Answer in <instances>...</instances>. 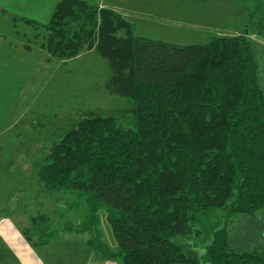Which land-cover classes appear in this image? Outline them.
<instances>
[{
  "label": "trees",
  "instance_id": "1",
  "mask_svg": "<svg viewBox=\"0 0 264 264\" xmlns=\"http://www.w3.org/2000/svg\"><path fill=\"white\" fill-rule=\"evenodd\" d=\"M251 1L240 0L248 12ZM43 27L50 59L93 49L110 66L105 90L132 106L84 112L44 147L34 161L38 185L70 192L71 207L82 203L85 212L59 230L46 215L31 217L21 230L26 241L45 246L63 233L87 234L103 261L199 264L180 240L198 217L221 210L207 263L264 264V249L235 251L229 242L234 216L264 210V92L248 36L189 45L139 37L133 22L92 0H60ZM101 212L115 249L103 240Z\"/></svg>",
  "mask_w": 264,
  "mask_h": 264
},
{
  "label": "rangeland",
  "instance_id": "2",
  "mask_svg": "<svg viewBox=\"0 0 264 264\" xmlns=\"http://www.w3.org/2000/svg\"><path fill=\"white\" fill-rule=\"evenodd\" d=\"M57 1L0 0V217L9 218L21 230L36 215L50 217L56 230L68 222L74 227L80 224L84 205L71 207L70 192H45L37 183L34 161L84 112L116 115L132 106L129 98L105 90L110 66L93 49L83 48L74 58L50 59L42 45L46 38L43 26ZM95 1L127 16L135 24L137 36L179 45L210 38L209 32L200 29L206 4L213 15V26L217 15L231 11L223 0ZM217 3H223V7ZM256 7L264 8V2L248 4L251 13ZM259 17L261 13L255 20ZM36 124L42 126L36 128ZM123 125L131 124L127 120ZM222 215L218 210L198 217L191 235L180 240L195 251L199 264H208L205 252L211 239L209 229ZM100 230L105 243L115 249L104 212L100 213ZM229 242L235 251L264 248V210L234 216L229 223Z\"/></svg>",
  "mask_w": 264,
  "mask_h": 264
},
{
  "label": "crops",
  "instance_id": "3",
  "mask_svg": "<svg viewBox=\"0 0 264 264\" xmlns=\"http://www.w3.org/2000/svg\"><path fill=\"white\" fill-rule=\"evenodd\" d=\"M92 1L100 7H104L97 4L98 2L95 0ZM211 1L215 2V0ZM223 1L227 2L231 11H224L220 14V17L217 15L216 26H213L211 24L213 15L208 9L209 5L206 4L205 6L208 7H204L205 9L201 11L200 19L202 21L201 28H199L202 31L209 32L210 38L215 36L234 37L242 34L247 35L257 66L258 85L264 92V22L262 26H259L262 17L264 21V16H262L264 8L258 10V7H256L255 11L251 13V11H246L240 0ZM262 1L264 2V0ZM252 2H256V0H252ZM219 6L223 7V3H220ZM259 13H261V17L256 21V16ZM121 15L126 19L128 18L123 14ZM210 38L201 42L193 41L192 44L206 43ZM86 239L87 237H83L82 234L63 233L57 240L45 246L34 247L26 241L21 229L11 222L9 218L0 217V264H105L103 260L89 249ZM110 263L108 262V264Z\"/></svg>",
  "mask_w": 264,
  "mask_h": 264
}]
</instances>
